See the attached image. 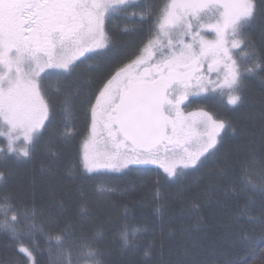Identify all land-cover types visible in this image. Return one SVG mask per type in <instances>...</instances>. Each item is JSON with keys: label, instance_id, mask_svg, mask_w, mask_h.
<instances>
[{"label": "snow or ice", "instance_id": "obj_1", "mask_svg": "<svg viewBox=\"0 0 264 264\" xmlns=\"http://www.w3.org/2000/svg\"><path fill=\"white\" fill-rule=\"evenodd\" d=\"M116 13L143 38L128 61L85 97L90 123L79 157L83 171L77 175L74 165L67 175L83 181L94 178L86 174L127 170L148 175L162 169L153 197L159 201L161 179L180 183L189 175L186 170L200 171L212 161L209 173L216 179L199 193L181 183L174 196L181 205L178 217L166 222L168 205L161 203L158 227L125 223L114 235L120 255L128 257L121 264H234L200 257L206 238L201 235L206 226L202 208L232 200V224L258 225L264 237V0H0V167L29 161L41 149L58 157L52 137L44 139L54 120L53 96L61 94L53 78L58 83L81 65L111 58L107 26ZM258 21L259 44L250 35ZM250 79L261 86L252 99L246 98ZM191 97L228 110L245 108L247 119L186 111ZM71 103L72 94L64 95L65 145L77 135L69 123ZM230 139L233 144L226 147ZM47 171L55 174L52 167ZM10 175L11 170H0V181ZM5 188L0 184L5 215L0 232L19 246L25 264H112L107 258L112 240L105 229L86 234L82 225L87 219L74 222L63 200L49 212L58 230L40 229L46 245L41 248L34 232L35 201L18 205ZM257 196L258 214L253 207ZM88 213L81 205V217ZM29 219L33 222L21 231L18 226ZM144 233L151 238L146 240ZM25 238L31 247L22 243ZM45 251L46 259H39ZM257 260L264 264V249L254 250L253 264Z\"/></svg>", "mask_w": 264, "mask_h": 264}, {"label": "trees", "instance_id": "obj_2", "mask_svg": "<svg viewBox=\"0 0 264 264\" xmlns=\"http://www.w3.org/2000/svg\"><path fill=\"white\" fill-rule=\"evenodd\" d=\"M127 28L128 31H124ZM111 37L112 52L110 59L97 63H90V67L81 65L73 75H66L58 83L54 79L52 82L61 89V94L53 96L54 120L44 132V139H51V148L59 155L53 158L45 154V150H38L33 158L21 164L10 162L7 166L0 167V170L11 175L6 182L5 190L11 193L15 202L20 205L35 201L38 214L35 217L36 239L41 242V248L46 249L40 229L45 233L55 232L58 229L52 227L49 220V212H55L59 207V201L63 200L67 206V215L74 222L87 219L82 226L88 235L105 229V235L110 237L112 243L108 250L107 258L112 264H121V261L128 257H122L119 253L120 241L115 238V233L120 227L127 223L131 227L147 226L148 228L158 227L161 223L156 213L158 204L166 203L168 207L164 209L165 221L170 217H178L180 203L174 200L181 183L185 188L191 186L192 191L199 193L205 187L209 179H216L214 173H209V169L215 167L212 161L208 162L206 168L200 171L186 170L189 175L180 183L163 179L160 180L159 191L163 193L161 200L154 199V192L157 190L156 181L163 176L162 169H156L148 175L135 172H108L105 174H86L90 177L86 180H73L67 172L73 170L76 165L77 175L82 172L79 166L81 152V139L87 129V105L83 102L88 93L94 92L95 88L104 80L114 67L121 65L128 60L140 45L143 38L141 33L133 31V24L126 21L119 13L113 15L111 22L107 26ZM261 24L258 21L251 29L250 35L259 44ZM261 86L255 79H250L246 98L258 97ZM72 94V103L69 105L71 117L69 123L74 126L77 135L71 143L65 145L61 141L65 124V115L62 109L64 95ZM196 102V101H195ZM198 105H208L212 112L221 118H230L234 121L244 122L247 119L245 108L225 109L217 107L212 101H197ZM233 141L230 139L226 147H231ZM55 169V174L50 175L47 169ZM154 169L155 167L152 166ZM127 173V174H126ZM101 189L100 192L96 188ZM97 188V189H98ZM105 189H113L109 192ZM81 192L83 195L81 196ZM190 198V196H189ZM203 202V197H200ZM87 206L89 209L88 218L81 217L80 206ZM256 213H259V197L253 206ZM127 209V211H126ZM236 211L234 202L228 200L223 205L212 203L202 208V214L206 226L202 228L201 235L206 237L201 241L202 249L200 257L209 261L232 260L234 264H253L254 250L264 249V237L260 234L258 225H249L243 222L240 226L232 224L231 217ZM10 216L11 213H8ZM5 217L0 210V221ZM33 221L29 219L24 224L19 225L21 231H25ZM174 225L177 220L171 221ZM61 225L63 219L60 221ZM176 235H180L177 227ZM147 239L151 238L150 233H144ZM22 243L26 247H31L28 239ZM18 245L13 246L8 237L0 232V264H7L9 259H16L18 264H25L26 257L18 251ZM47 252H43L38 258L46 259ZM134 259L139 260L137 255ZM255 264H260L257 260Z\"/></svg>", "mask_w": 264, "mask_h": 264}, {"label": "rangeland", "instance_id": "obj_3", "mask_svg": "<svg viewBox=\"0 0 264 264\" xmlns=\"http://www.w3.org/2000/svg\"><path fill=\"white\" fill-rule=\"evenodd\" d=\"M117 14V13H116ZM116 14H114V15H116ZM123 64V63H122ZM55 78H53V80H54ZM200 98H198V100H199ZM196 107H197V109H204V110H206V111H209V112H211V113H213L212 112V110H211V108L208 106V105H198V104H196V106H195V108L193 109V111H196L197 109H196ZM90 123V118H89V115H88V119H87V126H88V124ZM63 131H64V129H63ZM87 136V129H85V134L83 135V137H82V139H81V144H80V146H81V150H82V142H83V139L85 138ZM0 139H2V138H0ZM81 153V152H80ZM98 188V187H97ZM96 188V191L97 192H100L101 191V189H97ZM0 210L2 211V212H4V209L2 208V207H0ZM4 219H5V217H3V219H2V222L4 221ZM1 221H0V223H2Z\"/></svg>", "mask_w": 264, "mask_h": 264}, {"label": "flooded vegetation", "instance_id": "obj_4", "mask_svg": "<svg viewBox=\"0 0 264 264\" xmlns=\"http://www.w3.org/2000/svg\"><path fill=\"white\" fill-rule=\"evenodd\" d=\"M128 60H126L124 63H126ZM192 100V103L188 104L187 108H186V111H193V109L195 108L196 104H197V101H198V97H191L190 98ZM196 101V102H195ZM197 109V107H196ZM199 110V109H197ZM196 110V111H197ZM155 167V166H154Z\"/></svg>", "mask_w": 264, "mask_h": 264}]
</instances>
